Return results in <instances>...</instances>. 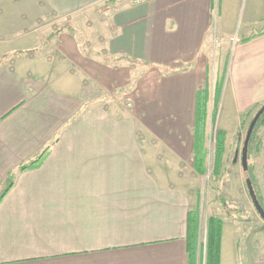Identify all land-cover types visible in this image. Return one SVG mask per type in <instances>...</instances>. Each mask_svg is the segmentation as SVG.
Returning a JSON list of instances; mask_svg holds the SVG:
<instances>
[{
    "label": "crops",
    "instance_id": "crops-1",
    "mask_svg": "<svg viewBox=\"0 0 264 264\" xmlns=\"http://www.w3.org/2000/svg\"><path fill=\"white\" fill-rule=\"evenodd\" d=\"M19 1L23 11H0V61L11 58L0 66V191L57 142L0 204V264H189L188 214L199 202L183 167H195L196 97L214 37L229 49L242 0ZM57 19L64 32L49 41L62 58L24 59L39 39L25 32ZM244 21L264 25V0H245ZM234 59L244 114L264 104V30L242 38ZM140 68L132 110L90 95L129 85ZM211 214L224 223L221 264H264V242L251 241L264 225L215 206Z\"/></svg>",
    "mask_w": 264,
    "mask_h": 264
},
{
    "label": "rangeland",
    "instance_id": "rangeland-1",
    "mask_svg": "<svg viewBox=\"0 0 264 264\" xmlns=\"http://www.w3.org/2000/svg\"><path fill=\"white\" fill-rule=\"evenodd\" d=\"M0 11H23V9L19 0H0ZM97 12H100L102 17H105L102 11ZM244 15L245 0H242L236 19L231 22L230 30L232 31V36L228 41V50L223 49L222 44H217L220 38L217 37V34L214 37L216 41L215 49L217 48V51H215L216 60H214L215 62L210 68L209 83L205 86L210 91L207 172L205 175H199L196 173L195 167H183L185 177L192 191L194 194L197 192L200 215L203 214L201 218L203 219V226L202 228L200 227L201 242L206 241V219L208 220L211 217V210L214 206L218 209H223L226 214L231 213L240 218L248 219L256 229H258L259 226L257 225L259 223L264 225V221L262 222L249 196L246 184L248 177L252 173L255 192L264 206V126L259 129L250 151L248 164L252 167V172L248 173V171L243 169V151L248 129L254 118L264 109V104H258L244 114H240L241 108H239L237 101L232 96L233 85L231 80L235 76L234 58L237 48L242 38L249 36L250 33L257 34L264 30V25H257L254 28L246 27ZM63 24V20L58 19L53 20L49 24L43 21L36 29L26 31L25 35H29V32L32 33L34 31L33 33H36L39 39L29 46L30 49L36 50L34 57H25L24 59L33 60L40 57L46 60L61 59L59 44L49 41V38L59 31ZM10 59V57L5 58L4 62L10 61ZM131 64L130 67L137 69V65L133 62ZM141 71L142 69L140 71L136 70L137 73L130 76L129 85L111 84V88L96 86L90 92V95L118 109L132 110L135 107L138 94L136 84L142 76ZM157 77L158 75L154 74L151 79H156ZM131 82H134L133 88L128 89L132 86ZM162 87L163 85H160L156 88V98L158 97V99L161 97ZM218 96L219 101L217 99ZM160 103L163 109L164 100L160 99ZM158 106L157 104L154 108ZM263 236L258 232L251 241L253 243L264 242Z\"/></svg>",
    "mask_w": 264,
    "mask_h": 264
},
{
    "label": "trees",
    "instance_id": "trees-1",
    "mask_svg": "<svg viewBox=\"0 0 264 264\" xmlns=\"http://www.w3.org/2000/svg\"><path fill=\"white\" fill-rule=\"evenodd\" d=\"M62 32H64V29H60L55 34H60ZM4 63H5L4 59H2L0 61V66ZM219 96L217 98L218 101H219ZM209 105H210V91L208 90V88L199 90L196 97L195 125H194L195 171L199 175H205L207 172V167H206L207 159H208L207 142L209 139L208 129H209V117H210ZM259 114H260V118L254 126L252 136L249 141L248 159L250 157V151L252 145L256 140L257 133L259 129L262 126H264V109L262 110V113L260 112ZM255 118L251 122V124L255 121ZM251 124L249 126L248 132L250 130ZM56 142L57 141L51 143L34 160L22 164L17 168L16 171H13L12 173L9 174L5 186L0 191V204L3 202L7 194L13 188L16 177L19 174L29 171L39 170L45 165L46 161L48 160L51 154V150L53 146L56 144ZM217 146L218 148H220L219 145ZM251 172H252V167L248 164V173ZM248 179L252 181L254 186V177L252 176V173L250 177H248ZM257 198L259 199L258 196ZM259 202L262 205L260 199ZM262 207L264 209L263 205ZM223 226L224 223L222 219L211 216L207 222L206 241L201 242L200 209L197 208L189 212L188 232H187V248L189 255V264H221V245H222Z\"/></svg>",
    "mask_w": 264,
    "mask_h": 264
},
{
    "label": "water",
    "instance_id": "water-1",
    "mask_svg": "<svg viewBox=\"0 0 264 264\" xmlns=\"http://www.w3.org/2000/svg\"><path fill=\"white\" fill-rule=\"evenodd\" d=\"M261 113H262V111H261ZM259 118H260V114L257 115V117L255 118V121L251 124L250 130L248 132V135H247V138H246V141H245V144H244L243 169L245 171H248V147H249V141L251 139L254 126H255L256 122L259 120ZM246 184H247V189H248V192H249V196H250V198H251V200H252V202L254 204V207H255L257 213L259 214V216L261 217V219L264 221V209H263L262 205L260 204V202H259V200L257 198L253 183H252V181L250 179H247Z\"/></svg>",
    "mask_w": 264,
    "mask_h": 264
},
{
    "label": "built area",
    "instance_id": "built-area-1",
    "mask_svg": "<svg viewBox=\"0 0 264 264\" xmlns=\"http://www.w3.org/2000/svg\"><path fill=\"white\" fill-rule=\"evenodd\" d=\"M122 1H127L132 5H142L145 3H148L151 0H122ZM102 14L106 17H109L111 15V6L106 5L105 9H103Z\"/></svg>",
    "mask_w": 264,
    "mask_h": 264
}]
</instances>
